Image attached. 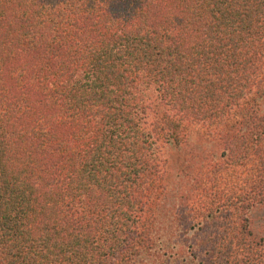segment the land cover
Listing matches in <instances>:
<instances>
[{
    "label": "trees",
    "instance_id": "trees-1",
    "mask_svg": "<svg viewBox=\"0 0 264 264\" xmlns=\"http://www.w3.org/2000/svg\"><path fill=\"white\" fill-rule=\"evenodd\" d=\"M195 133L217 151L185 166ZM260 197L264 0H0V264L179 263L165 214L212 219L201 264H259Z\"/></svg>",
    "mask_w": 264,
    "mask_h": 264
},
{
    "label": "rangeland",
    "instance_id": "rangeland-1",
    "mask_svg": "<svg viewBox=\"0 0 264 264\" xmlns=\"http://www.w3.org/2000/svg\"><path fill=\"white\" fill-rule=\"evenodd\" d=\"M143 91L145 103L148 106L147 112L145 113L146 116H144V120L146 118V123H149V120L152 118L153 110L157 106L158 100L156 97L157 95L153 89L144 87ZM198 136L199 134L195 133L192 136L191 141L188 144L185 143L180 148L179 153L181 154V160H184L186 162V164H184L185 166L188 163L196 166L198 162L205 160L211 154L214 155V152L217 151L216 148L211 144L207 145L206 140L204 141L203 138L201 139V135L200 137ZM190 178V176H187V178H184L183 181L175 180L174 193L176 194V199H174V193H172L171 197L168 198L167 203L164 207V212L171 213L173 211L171 205L175 206L176 200L177 203L182 202L184 204V198H180L182 193L181 189L176 187H183L184 189L187 188L188 183H190L191 181ZM260 198L263 199L264 197ZM168 215L165 214L164 219L160 217V222L162 223V225L168 226L167 228L163 229V233H166V236L162 245L163 250L161 249L162 252L166 253L165 257L174 254L178 251V247L182 246V253L179 257L175 258L177 260H184L179 263H176V261H171L172 264H201L204 260L207 259L206 256L208 255V253L203 252L202 250H197L196 248L193 249V247H188V245H191L193 238H205L206 235H212V233L215 231V224H213L212 219L209 218L207 219V223L202 222L199 224H196L197 221H193L195 227L191 230H187V232H183L184 222L187 217H183V220L179 222V224H175V226H172L170 228L169 225L171 221ZM236 222L241 226L243 225L245 232L250 231V233L252 234L251 238L264 244V200H260L250 209L238 213ZM178 241L179 245L174 244V242L178 243ZM171 257L173 258V256ZM263 259L264 256L259 260V264H264Z\"/></svg>",
    "mask_w": 264,
    "mask_h": 264
}]
</instances>
